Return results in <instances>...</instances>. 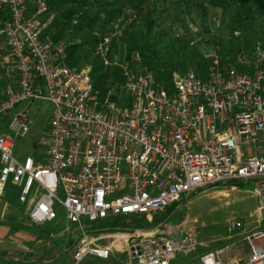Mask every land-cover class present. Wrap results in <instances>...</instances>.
Wrapping results in <instances>:
<instances>
[{"label": "built area", "instance_id": "1", "mask_svg": "<svg viewBox=\"0 0 264 264\" xmlns=\"http://www.w3.org/2000/svg\"><path fill=\"white\" fill-rule=\"evenodd\" d=\"M0 10L6 14L0 25L3 61L16 80L0 89V197L7 184L17 187L35 226L53 221L59 202L79 232L69 264L110 257L120 235L93 231L92 223L163 212L181 195L209 185L253 183L258 222H264L261 44L226 62L213 55L204 79L193 72L179 75L171 89L157 83L135 54L133 67L125 64L120 74V92L100 91L91 82V67L62 64L63 48L44 35L47 0H0ZM121 34L112 24L95 45L94 55L105 66ZM35 99L53 105L49 131L37 157L18 161L14 139L25 137L32 122L26 111H11ZM227 224L229 230L239 225ZM180 234L176 239L167 225L134 231L126 249L135 264H171L177 252L189 251L191 235ZM243 241L250 255L240 264H264V228ZM199 264L223 262L216 252L200 256Z\"/></svg>", "mask_w": 264, "mask_h": 264}, {"label": "rangeland", "instance_id": "2", "mask_svg": "<svg viewBox=\"0 0 264 264\" xmlns=\"http://www.w3.org/2000/svg\"><path fill=\"white\" fill-rule=\"evenodd\" d=\"M125 4L121 15L111 22L122 29V34L130 20L137 17L131 5ZM203 8L204 11L193 7L188 12L169 11L163 14L166 19L164 27L168 28V31L165 30L169 32L174 42L172 53L176 62H180L185 68L184 70L167 69L168 78L161 82L163 86L172 87L177 76L195 72L194 61L196 59L209 64L213 55H219L226 62L240 52L250 53L256 43L254 40L256 33L264 37V22L261 19H255L251 27H247L246 32H241L240 29H233L235 30L233 32L231 30L234 24L232 18L237 17L238 13L235 8L214 9L208 0L203 3ZM214 23L219 29L217 34L214 31ZM56 24L58 21L54 14L50 13L46 16L43 28L48 31L46 36L50 41H52V35L55 34ZM99 24L100 19L94 30ZM205 27L209 28L208 32L205 31ZM243 41H246L247 49H243ZM54 45L56 48H63L61 43H54ZM5 53L4 44L0 39V89L16 81L15 74L3 61ZM81 55L80 68L92 67L98 59L92 47H83ZM123 64L125 65L124 46L119 42L110 56L108 66L114 65L122 69ZM115 91L120 92V87ZM13 111H26L32 122L30 131L25 137L14 139V156L18 161H23L26 156L35 158L40 154L44 138L49 131L53 105L45 99L20 101L11 112ZM33 144L37 147L34 148ZM253 188V183L243 181L237 185L206 188L188 198L181 195L176 209L168 218L164 219V216H161L159 221L141 231H150L167 225L176 239L181 237L180 230L191 235L192 241L187 247L189 251L186 254L177 252L171 264H199L200 256L216 252L223 264H240L250 255L249 247L243 241V237L258 228H264V222H258V199L252 193ZM34 189L35 186L32 187L31 193ZM59 196L62 198L61 193ZM11 198L9 193L0 198V230L6 231L13 240L19 241V246L31 250L29 258L35 256L37 260L46 264H69L79 232L68 223L62 205L55 201L53 209L56 218L35 226L27 217L29 205L12 203ZM153 215H145L146 220L152 222ZM161 218L164 220L161 221ZM82 221L87 223L86 219ZM230 221L238 222L239 225L229 230L227 223ZM97 223H92L91 226H97ZM97 228H92V230ZM119 235L108 259L87 256L79 264H135L128 252L123 251L122 247L117 249L118 245L127 242L129 234ZM103 243L109 245L111 241L107 240Z\"/></svg>", "mask_w": 264, "mask_h": 264}, {"label": "trees", "instance_id": "3", "mask_svg": "<svg viewBox=\"0 0 264 264\" xmlns=\"http://www.w3.org/2000/svg\"><path fill=\"white\" fill-rule=\"evenodd\" d=\"M206 0H47V12L42 15V23L45 22L46 16L50 13L57 17L58 24L55 34L51 37L54 45L60 44L65 52L61 63L69 68H80L79 64L82 59L81 49L85 46L95 48L100 37L111 28V22L118 18L124 10L125 3H129L131 8L137 14L135 19H131L125 26L123 34L114 42L115 48L120 42L124 46V61L127 69L133 67L132 58L138 54L143 66L147 67L154 74L155 81L161 84L168 78L167 69L184 70V66L176 62V58L172 53L173 39L171 38L168 28L164 27V15L169 11L188 12L191 8L196 7L204 11L203 3ZM214 9L235 8L238 13L233 19L231 30H239L246 32L247 27H251V23L255 19H261L264 22V0H208ZM6 14L0 10V25L5 21ZM100 19V24L94 30L95 25ZM214 31L219 32L216 23L213 24ZM53 27V28H54ZM246 27V28H245ZM54 28V29H55ZM166 29V30H165ZM205 31L209 28L205 27ZM235 29V30H233ZM48 31L44 29V35ZM255 46L261 44L264 48V37L255 34ZM216 41V39H215ZM55 46V45H54ZM243 49H247L246 41H243ZM253 48V47H252ZM241 50V49H240ZM233 57V56H232ZM231 57V58H232ZM110 60V56L108 57ZM196 71L193 72L199 78L206 77L209 64L200 59L194 61ZM210 63V62H209ZM124 67V64H123ZM91 82L94 88L100 91L107 89L118 90L120 82V74L123 68L116 66H105L98 59L95 60L91 67ZM189 73V72H188ZM171 89L172 87H166ZM243 181H232L226 184L209 185L203 189L210 187H220L225 185H237ZM197 190L188 197L203 190ZM187 197V198H188ZM18 202L17 198L12 199V203ZM177 203L168 206L164 212L153 215L152 222H148L144 214L120 215L114 218H108L98 222L95 231L130 234L134 231L147 228L154 222L163 218H168L176 209ZM161 218V221L164 220ZM100 224V225H99Z\"/></svg>", "mask_w": 264, "mask_h": 264}, {"label": "crops", "instance_id": "4", "mask_svg": "<svg viewBox=\"0 0 264 264\" xmlns=\"http://www.w3.org/2000/svg\"><path fill=\"white\" fill-rule=\"evenodd\" d=\"M7 193L11 194V202L14 197L18 200L19 189L10 183L7 184L4 195L0 198H3ZM126 243L118 245L117 249H121L122 247L123 251L127 252ZM30 251L26 247L19 246V241L13 240L6 231L0 230V264H46L43 261L37 260L35 256L29 258Z\"/></svg>", "mask_w": 264, "mask_h": 264}]
</instances>
